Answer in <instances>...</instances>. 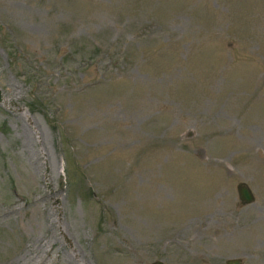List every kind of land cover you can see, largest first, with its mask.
<instances>
[{"label":"rangeland","instance_id":"rangeland-1","mask_svg":"<svg viewBox=\"0 0 264 264\" xmlns=\"http://www.w3.org/2000/svg\"><path fill=\"white\" fill-rule=\"evenodd\" d=\"M228 258L264 264V0H0V264Z\"/></svg>","mask_w":264,"mask_h":264},{"label":"water","instance_id":"water-1","mask_svg":"<svg viewBox=\"0 0 264 264\" xmlns=\"http://www.w3.org/2000/svg\"><path fill=\"white\" fill-rule=\"evenodd\" d=\"M238 199L241 204H249L254 202V195L247 184L240 182L236 186ZM151 264H164L161 260H155ZM225 264H242L241 258H228Z\"/></svg>","mask_w":264,"mask_h":264}]
</instances>
